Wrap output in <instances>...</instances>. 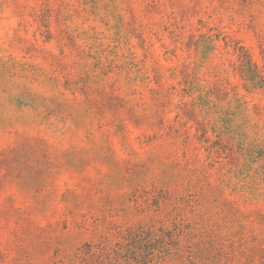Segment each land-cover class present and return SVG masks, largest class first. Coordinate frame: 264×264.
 <instances>
[{
    "label": "rangeland",
    "instance_id": "1",
    "mask_svg": "<svg viewBox=\"0 0 264 264\" xmlns=\"http://www.w3.org/2000/svg\"><path fill=\"white\" fill-rule=\"evenodd\" d=\"M0 264H264V0H0Z\"/></svg>",
    "mask_w": 264,
    "mask_h": 264
}]
</instances>
